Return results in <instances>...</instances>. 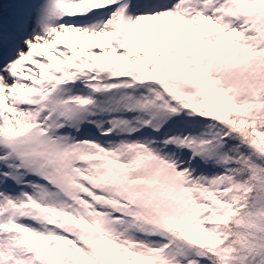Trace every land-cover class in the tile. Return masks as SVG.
Returning <instances> with one entry per match:
<instances>
[{
    "label": "snow or ice",
    "instance_id": "snow-or-ice-1",
    "mask_svg": "<svg viewBox=\"0 0 264 264\" xmlns=\"http://www.w3.org/2000/svg\"><path fill=\"white\" fill-rule=\"evenodd\" d=\"M0 264H264V0H0Z\"/></svg>",
    "mask_w": 264,
    "mask_h": 264
}]
</instances>
